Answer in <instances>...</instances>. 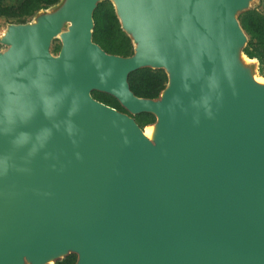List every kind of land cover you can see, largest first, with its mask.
<instances>
[{
	"label": "water",
	"instance_id": "95a60500",
	"mask_svg": "<svg viewBox=\"0 0 264 264\" xmlns=\"http://www.w3.org/2000/svg\"><path fill=\"white\" fill-rule=\"evenodd\" d=\"M105 1L128 56L94 41ZM257 1L59 0L6 23L0 264H264V76L240 22ZM141 69L166 73L157 97L132 90Z\"/></svg>",
	"mask_w": 264,
	"mask_h": 264
},
{
	"label": "trees",
	"instance_id": "16d2710c",
	"mask_svg": "<svg viewBox=\"0 0 264 264\" xmlns=\"http://www.w3.org/2000/svg\"><path fill=\"white\" fill-rule=\"evenodd\" d=\"M59 0H25L23 1L22 8L18 12H10L7 13L11 8V6L6 4V0H0V17L1 16H8L10 22L16 23H23L28 20L29 17H32L39 9L48 7L50 5L55 4ZM102 3L99 4L98 8L95 11L94 18H95V29H94V41L100 44L106 51L113 54H119L123 56H128L133 52V46L129 37L125 35L120 27V23L116 17L114 8L110 9L109 17L111 22V33H106L104 31V26L101 24V15L99 13L100 7ZM242 25L244 29L256 38L258 43L257 45L253 44L251 41L248 42L247 47L245 48V53L250 58H258L260 60V73L264 76V15L257 13L255 11L245 13L241 16ZM143 70V69H141ZM150 70V69H144ZM140 71V70H138ZM136 71V72H138ZM132 73L130 75L129 81L131 84L132 90L136 93V95L141 97H148V98H155L158 96L160 91L165 87L167 83V76L163 70H159L161 76L159 78V88L156 91L148 92L145 94H140L131 83V78L136 73ZM94 97L98 100L111 105L117 108L120 111H126L120 103L110 95L100 92H94ZM149 119V123L155 120L154 115L149 113H143ZM138 117L136 116L135 119L138 121ZM76 255H70L63 261H58L55 264H75L76 262Z\"/></svg>",
	"mask_w": 264,
	"mask_h": 264
},
{
	"label": "rangeland",
	"instance_id": "374dc122",
	"mask_svg": "<svg viewBox=\"0 0 264 264\" xmlns=\"http://www.w3.org/2000/svg\"><path fill=\"white\" fill-rule=\"evenodd\" d=\"M23 1L25 0H6V4L11 6V8L7 9L9 10L7 13L20 11L22 8ZM111 8L113 9L112 4L109 1H105L102 3V6L100 7V11H99L101 15V19H102L101 24L105 27L104 31L109 34H112L111 33V22H110V17H109V12ZM253 11L264 15V0H258L255 3L252 10L249 12H253ZM30 19L31 17L28 18V20ZM9 20L10 19H8V16L4 15L0 17V35H2L4 29L6 28V23L10 22ZM240 22L242 25V19L240 20ZM245 32L248 36L249 41L257 45L258 43L257 39L253 38V36L249 34L246 30ZM4 49H6V47L0 44V50H4ZM60 49H61L60 40H54L51 46V51L54 54H58ZM260 75H263V74L260 73ZM160 76H161V73L159 72V70H151V69L144 70L143 69V70L136 72L133 75V77L131 78V83L133 87L135 88V90H137L140 94L143 95L148 92L156 91L159 88L158 85L160 81L159 80ZM137 116H139L137 122L140 124L141 127H145L146 125L151 123V122L149 123V119L145 115L140 114Z\"/></svg>",
	"mask_w": 264,
	"mask_h": 264
}]
</instances>
